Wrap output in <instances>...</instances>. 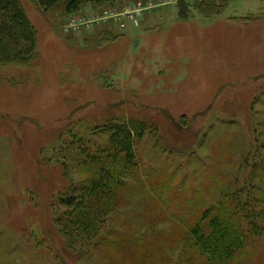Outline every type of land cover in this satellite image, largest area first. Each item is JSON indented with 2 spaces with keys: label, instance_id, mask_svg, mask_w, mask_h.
Instances as JSON below:
<instances>
[{
  "label": "rangeland",
  "instance_id": "rangeland-1",
  "mask_svg": "<svg viewBox=\"0 0 264 264\" xmlns=\"http://www.w3.org/2000/svg\"><path fill=\"white\" fill-rule=\"evenodd\" d=\"M185 1L189 10L114 0L67 14L64 2L22 0L38 54L0 67V264H155L159 250L174 253L165 241L175 243L185 208L218 198L211 177L234 170L264 131V0H228L212 17ZM114 114L158 132L137 141L117 209L76 259L56 225L58 193L81 178L78 144L106 142L95 126ZM115 232L155 248H120Z\"/></svg>",
  "mask_w": 264,
  "mask_h": 264
},
{
  "label": "trees",
  "instance_id": "trees-1",
  "mask_svg": "<svg viewBox=\"0 0 264 264\" xmlns=\"http://www.w3.org/2000/svg\"><path fill=\"white\" fill-rule=\"evenodd\" d=\"M36 1L44 10L64 2V12L70 14L82 11L88 4L99 8L114 0ZM227 2L196 0L191 7L212 17L220 14ZM177 3L189 10L185 0ZM37 54V29L22 0H0V67L29 64ZM97 122L95 128L105 130L107 141L100 144L90 138L92 147L85 139L87 144H78L79 156L72 158V163L81 178L68 177V185L58 193L62 208L56 225L64 238L65 251L76 259L82 257L85 247L95 240L117 209L119 196L137 164V141L147 133L158 132L157 126L121 114ZM83 126L86 131L90 129L88 124ZM261 130L257 127L253 144L237 166L235 163L234 170L230 163L228 169L211 177L218 198L213 201L209 198L207 202L203 198L199 205L190 203L191 207L185 208L175 243L165 241L172 250L175 246L174 253L170 256L159 250L153 258H160L155 264H264V131ZM200 204L206 205L201 212L197 210ZM157 233L165 239L162 231ZM113 235L112 240H122L120 248L132 240L119 236L118 232ZM133 239H137L133 241L144 257L155 248L144 236ZM146 262L142 259L143 264Z\"/></svg>",
  "mask_w": 264,
  "mask_h": 264
},
{
  "label": "built area",
  "instance_id": "built-area-1",
  "mask_svg": "<svg viewBox=\"0 0 264 264\" xmlns=\"http://www.w3.org/2000/svg\"><path fill=\"white\" fill-rule=\"evenodd\" d=\"M138 11H141L142 9L141 8H138L137 9ZM133 19V21L137 24L138 23V18L136 16H132L131 17ZM88 20H86V18L82 19V18H78V17H74L72 19V24L75 25L76 27H78L79 25H83L87 22ZM81 22H84V23H81ZM125 24L122 23V26H124ZM76 29V28H75Z\"/></svg>",
  "mask_w": 264,
  "mask_h": 264
}]
</instances>
